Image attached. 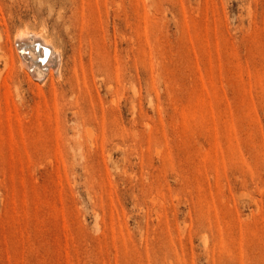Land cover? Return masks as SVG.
<instances>
[{"label":"rangeland","instance_id":"374dc122","mask_svg":"<svg viewBox=\"0 0 264 264\" xmlns=\"http://www.w3.org/2000/svg\"><path fill=\"white\" fill-rule=\"evenodd\" d=\"M0 264H264V0H0Z\"/></svg>","mask_w":264,"mask_h":264},{"label":"bare ground","instance_id":"6f19581e","mask_svg":"<svg viewBox=\"0 0 264 264\" xmlns=\"http://www.w3.org/2000/svg\"><path fill=\"white\" fill-rule=\"evenodd\" d=\"M16 44H18V46H16ZM56 46L40 32H34L32 35L26 29L18 31L15 36L14 48L17 52L19 69L27 70L33 78L37 79H41L46 74H55V72L60 70L57 69L59 68L58 66H60V68L62 67L63 60L60 59V61H58V55L60 54L61 56L62 52H60L59 47ZM22 48L27 52L26 54L19 52ZM55 52L56 57L54 54ZM7 64H9L8 61ZM31 68H34V71H32ZM44 68L45 70H43ZM46 70H48V72H46Z\"/></svg>","mask_w":264,"mask_h":264}]
</instances>
